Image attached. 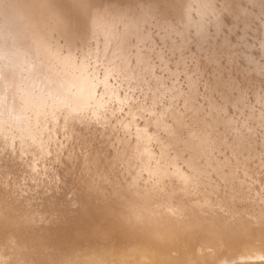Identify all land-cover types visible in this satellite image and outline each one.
I'll use <instances>...</instances> for the list:
<instances>
[{
    "label": "bare ground",
    "instance_id": "6f19581e",
    "mask_svg": "<svg viewBox=\"0 0 264 264\" xmlns=\"http://www.w3.org/2000/svg\"><path fill=\"white\" fill-rule=\"evenodd\" d=\"M50 1L13 0L12 3L9 1L8 4L6 2H0V16L2 18L7 16L6 20L1 18L2 21L0 22V264H99L101 260H105L107 264H264V177L260 175L254 178L245 176L248 170H255L256 165L254 162L246 163L239 159L244 157L245 154L253 153V151H256L260 147V145L254 143V139L264 138V62L260 64L257 61H251L253 57L251 51L250 55L245 53L242 57L241 52L243 51L233 49L237 44L234 40L235 44L233 45L228 40L229 45L217 41L216 44L219 43L217 45L220 47L217 48L220 53L215 52L217 54L210 55H212L211 59H215L216 56L219 59L221 57L223 59L225 58L223 61V63L226 62V66L224 63L223 67L224 71L217 67L219 68L217 73L221 74L222 72L221 78L224 81L222 83L224 88L226 85H229L228 88L222 91V97H217L219 101L223 100L224 102L218 104L219 101H217L218 103L214 104L212 101L215 102V100H211L214 99L212 98L214 95L212 96L209 93L208 96H211V99H205L206 102L202 101L208 104L211 100L210 102L212 103L204 108H201L200 104L196 103L197 101L195 102L197 98H194L195 100L193 98L188 100L187 95L183 96L187 100L185 103H183V99L179 101V103L182 102L184 104L183 108H177L179 103H177L176 107H169L171 103H168L169 105L166 107L163 104H167L174 97L169 95L171 98L169 97L170 99L168 98V100L165 99L167 102L163 100L165 103L160 102L159 104L158 101L161 99V96L164 98L167 97L160 94L163 91L159 93V97L158 89L156 96L159 99L155 102L158 105L154 107L156 111L152 109L148 113L147 107H145L146 105L143 106L138 102V97L140 96L142 98L144 94L148 96L151 91L149 89L153 85L150 87L147 85L148 90L146 87L145 91L146 93L149 91V94L144 93L142 89L144 88L143 82L148 83V81L145 82L143 79L142 84L139 83V85H142L141 87L136 85V81L137 83L139 81L135 78L138 75V70L132 69L134 71V77H131V72L128 71L131 65L129 67L126 62L127 60L123 59L126 54L124 51H121L120 48L122 45L119 44L125 41L122 39L123 37L126 36V40L127 38L129 39L130 36L127 35L128 33H136L137 29H134V27H138L137 23L139 20L137 21L133 15L132 19H130L131 14L125 11L127 8H124V13L126 12L127 14L125 13L123 16L130 15L128 17L130 20L128 21V18L126 21L122 19L124 22L120 20L124 24H121L118 28L114 23L116 22V16L120 15V13L115 16L117 12L116 8L113 12L112 9L108 8L109 5H103L104 10L107 7L110 11L112 10L113 14L112 12H107L109 10L104 11L101 9L103 6L99 4L98 6L100 8L98 9L101 12L98 9H95L94 12H99V15L98 13L97 15L104 16V18L106 17L103 12H106L107 17L112 13L114 17L110 16V18L115 22L108 21L110 18H96L97 15L94 17V15L88 12L87 16L90 14V21L88 20L90 26L87 29L90 30V34L89 31L85 32L86 28L83 32L84 36L81 33L83 28L77 34L76 30L82 25L78 24L79 26L76 30L73 28L76 34L75 36V34L69 33L71 30L68 33L66 32V29H70L68 27H71L69 26L72 24L70 23L71 20L69 19L70 21H67V24H70L66 29L65 21L62 20L65 17L72 18V14L70 15L66 11L69 14L68 16L64 10L66 16L63 15L65 17L63 15H56L58 13L56 9L60 12V9L65 4L63 6L60 5L61 8L59 9L57 2V8L55 9V6L53 7L51 5L53 1ZM59 1L61 2V0ZM70 1L66 3H70ZM138 1L136 0L134 2L141 3L142 5L140 6H143V4L147 7L151 5L154 10H159H156V13L154 12L155 15H157V11L159 13L162 11L158 17L166 18L164 17L166 14L162 9L164 5H160L161 2L159 0V4L155 0ZM189 1L171 0V2L168 1L170 3L168 6L169 8L177 6L179 10L185 3L187 5L184 6L189 7V4L191 6L190 2L194 1L197 4V16L203 20L210 19L211 21L212 19L214 21L218 17L224 21L225 18H234L235 23L231 20V24H227L229 26L227 30L231 31L234 30L235 26L238 28L239 24L256 18L257 21H255L256 23L254 25L257 29L253 31V38H255L257 43L254 48L264 49V0H219V7V4L214 3L216 0ZM62 2L65 3V1ZM128 2V0H125L126 4ZM130 3L127 5L132 4ZM2 4H4V8L2 7L1 9ZM79 6L81 10L82 6ZM79 6L77 13L80 11ZM83 6H85L83 7L84 10H86L85 8L87 6ZM145 6H143V9ZM187 7L186 10L183 9L181 11V15H178L179 17L182 16L181 20L176 16L175 21L177 19L176 22L183 23L181 25L182 30L187 31L188 28L196 32L204 30L199 28L197 22L193 23L192 19L194 18L187 12ZM68 8L70 9V7ZM139 9L141 10V8ZM147 10L143 11L145 12ZM61 11L63 12L62 9ZM120 11H123L122 8ZM69 12L72 11L69 10ZM80 13L84 15V11H80ZM100 13L103 15H100ZM124 13L122 12V14ZM134 13L135 11L132 14ZM138 13L141 14L140 12ZM144 14H142L143 17ZM137 15L136 17L138 18ZM148 15L150 18L151 14ZM174 15L176 14L174 13ZM174 15L169 17L170 19H167L170 21ZM53 16L54 18H51ZM78 16L80 17L82 15L79 14ZM78 16L74 17L78 19ZM160 17H156L155 19L160 20ZM133 18L135 21H133ZM77 19L74 18L73 20L72 18L73 21L71 22H75ZM79 20L81 18L76 22L79 23ZM140 20H143V18ZM159 20H157L158 23L160 22ZM3 21L6 23H2ZM169 21L164 23L165 26L166 24L169 25L172 23ZM88 22L82 23L89 25ZM155 22L153 21L152 23L156 24ZM148 23L145 22L144 24ZM211 24L214 23L211 22ZM159 25H154V28L158 27L162 29V26L159 27ZM7 26H12V29H9ZM61 26H64L63 29H61ZM170 26L173 27V23ZM139 27H142L140 30L143 29V32L144 30L146 32V27H143L142 23ZM4 28L5 30L3 31L2 29ZM96 28L107 32L100 31L101 33L99 34L104 38L102 39L104 43L102 42V44L98 45L97 43H100L101 40L97 36L92 39L93 34L91 33ZM148 30L146 33L150 35L152 32H148ZM157 30L159 32V29ZM157 30L155 32L153 31V33H156ZM222 30H224L222 31L224 34L229 35L224 28ZM188 32L190 33L192 30H188ZM134 33H132L133 36ZM54 34L60 35L59 38L63 36L61 37L63 38L61 40H64L63 43H65L66 39L65 53L61 52V49L64 48L63 50H65V47H60L59 51L58 45L60 43L57 44L58 42L56 43V40L54 42L52 41L51 38H54ZM178 34L179 36L181 35V33ZM213 34L207 33L203 36L199 34L202 37L199 36L200 39L198 38V41L200 40V43L197 42L199 44L208 41L212 43V40L216 39V36L214 37ZM226 34L224 35L225 39L228 38ZM118 35L119 37L124 36L116 39ZM146 35H143V38ZM149 35L147 38H149ZM161 36L165 37V35ZM190 36L192 37V34ZM194 36L196 37V35ZM183 37L186 38V36ZM230 37L229 35V39ZM87 38L93 43H90V40ZM191 39L190 41L192 42L195 38ZM137 40L139 41L140 39ZM156 40H160L161 45V39L157 37ZM178 40H181V36ZM94 41L97 45L96 49L102 48V53L100 51L98 53L97 50H95L97 53L94 52ZM150 41H144L146 42L144 45ZM172 42H174V39ZM55 43L57 44L56 46H54ZM63 43H61V46H64ZM127 43L123 42V44ZM133 43L131 42V44ZM76 44H78L81 50L77 48L78 46L76 47ZM107 44V49H109V45L110 47L114 45L115 48H112L114 51L110 48L111 51L108 50L107 53ZM163 45L165 46L167 44ZM206 45H209V43H206ZM89 46H93V49L91 48L92 50H90ZM117 46H120V48ZM164 46L161 45V47ZM165 47L168 48L167 46ZM183 47L185 48V44ZM76 48L80 50V53L77 52L78 50ZM131 49H129V52H131ZM75 50H77L76 55L82 52L81 59L77 60L76 56L74 58ZM137 50L135 47V51ZM160 50L164 49L161 48ZM142 51L141 53L143 54ZM187 51L192 52L191 49ZM132 52L134 53L133 49ZM184 52L185 54L188 53L186 50ZM158 53L157 56L159 55ZM203 53L205 55L207 52L205 53L203 51ZM27 54H32L33 56L30 55L32 58ZM93 54H101L100 56L98 55L99 58L97 57L100 59L97 61V64H99V61L102 63V55L108 56L107 58H110L109 60H112V63H114L115 59L122 60L121 62L123 63L118 62L121 67L117 68L121 71V73L117 72L120 74V79L123 78L122 81L124 78H128V81L133 78L136 79V81L133 79L136 85L133 88H137L138 86V89L133 90L137 92L141 88L143 94L142 96H136L133 101L137 100L138 105L140 104L142 107H145L146 110H144L148 113L145 117L141 115L143 112L140 110V113L142 112L140 115L145 117L143 125L140 126V124H137L138 126H135L138 122L132 120L136 119L134 116L138 112V110H134L136 111L134 112L133 108H139V106H128L132 101L129 100L130 98H128L130 101L128 104H126L127 101L124 102L123 100L125 99L124 94L126 93L127 95L128 91L123 90L125 93H122V96H118L116 95L117 92H110V89L106 87L104 89L108 95L115 97V99L117 97H123L122 101L125 103L124 105L126 107L128 106V110L130 109L129 111L127 110L128 114L126 113V109H120L126 111H123L124 113L122 112L123 115L126 113L130 118L132 114H129L135 113L133 114L134 118H128L127 121L124 120L125 116L122 114L120 116L117 113L120 116L119 118H124L122 119L124 122L122 120L120 121L122 125H120L119 118L116 119L120 125H118V129L115 127L117 126L116 123L115 126L113 124L114 122L111 123L112 119L115 120L114 115L117 117L116 111H114L115 107L112 108L113 105H105V98L96 92L95 87L97 89L98 87L96 86V80H94V74H92L93 70L87 71V68H91L93 65L91 64L92 62L90 65L88 64V61H92L89 58ZM93 56L95 57L96 55ZM160 56L155 58L159 59ZM106 57L105 59H107ZM185 57L189 58V56ZM261 58L262 60L264 59V52ZM92 59L94 60V58ZM191 59L193 60V58ZM241 60H244L245 63L253 62V65L251 64L252 66L249 65L246 67L244 62L243 65L241 64ZM217 61V65L221 63ZM101 63L99 64L100 66L103 65ZM153 63H155L154 60ZM94 65V71L100 67L97 65V68L96 64ZM135 66L137 68L138 65ZM102 67H105V65ZM114 67H109L107 70L108 73L118 71ZM180 68L183 69L182 67ZM187 69L185 72H187ZM149 71L153 73L154 70ZM157 72H155V75ZM103 73L99 71L100 76ZM103 76L101 77L103 78ZM110 77L109 80L112 79ZM159 77L158 79L160 80L163 78L162 75L161 78ZM181 77L185 79L187 76L183 77L182 75ZM215 77H218L219 80L221 79L219 76ZM167 78L168 76L165 79ZM96 79L98 81L101 80L98 77ZM126 79L123 81L124 83L127 82ZM158 79L157 81L159 82ZM112 80L113 82L118 81L115 78ZM104 81L106 82V80ZM150 81L149 79V83ZM204 82L206 83L208 81ZM159 83H162V81ZM126 85L128 86V83ZM194 85H198V82L197 84L195 82ZM120 86L118 87L120 88ZM162 86H164L163 83ZM122 87L120 93L118 90V94H121ZM128 87L132 88V86ZM158 87L161 86L158 85ZM165 87L162 88L164 89ZM204 87L206 86L199 88L204 90ZM169 88L167 91H169ZM141 90L139 91L141 92ZM172 90L174 93L177 92L176 89ZM217 90H215L216 93H218ZM205 91H207V88ZM205 91L204 93L202 91L204 95L208 92ZM182 92H179L181 95L178 93L181 98L184 93ZM185 92L188 94L186 90ZM215 92L213 90V93ZM132 93L129 92L128 96ZM252 93L258 94L260 106L252 105V103L248 102L247 98ZM133 94L135 95L136 93ZM179 96L175 97L179 98ZM144 98H142L143 101L140 99V102H144ZM152 98L151 100L153 101L154 99ZM149 99H145L147 101L143 104L148 105L149 103L147 102H149ZM122 101L121 105H123ZM152 101L150 102L152 103ZM173 102L171 105L175 106ZM155 104L149 105V109L151 106H155ZM157 106L159 107L158 110ZM118 112L121 113L120 111ZM140 115L136 116L139 117ZM140 117L137 119H140ZM72 139L79 143L80 149L86 153L82 157H79L80 154L76 152L75 154L68 155L65 153V156L61 153L64 143L62 141L67 140L68 142L70 140L69 142H71ZM154 143L158 145L157 151L155 150V155L161 153L165 157L166 163L168 160V162L170 161L179 165L177 168L179 169V171L177 170L178 176L169 174L168 170L162 173L165 171L164 168H160L162 164L160 167H148L147 165L149 169H146L144 167L146 162H137L130 165L123 163L124 160L130 158L126 155L131 153L128 151L131 150L130 146L138 148ZM14 146L17 150L13 148ZM4 151H7V154ZM14 151L23 154L20 158H16L12 154ZM104 153L110 155L111 158L121 164L113 166L115 163H107L104 161L99 163V165L90 167V157L95 159L97 155L102 156ZM47 154L52 157L57 155L61 158L64 157L66 158L64 161L69 163L63 166V171L59 169L60 165L57 163L47 164L44 167L43 163H38L37 160L40 159V155ZM117 155L119 156L118 158ZM74 157L77 158L74 159ZM78 158L81 159L78 160ZM237 159L239 161L236 162V166L225 167L227 163ZM75 162L78 163L77 167L73 166ZM141 171L143 173L140 174ZM206 175L207 177H205ZM141 179H144L146 182L145 190H143V186L141 185Z\"/></svg>",
    "mask_w": 264,
    "mask_h": 264
},
{
    "label": "rangeland",
    "instance_id": "374dc122",
    "mask_svg": "<svg viewBox=\"0 0 264 264\" xmlns=\"http://www.w3.org/2000/svg\"><path fill=\"white\" fill-rule=\"evenodd\" d=\"M8 0H0V2H2V3H4V2H6L7 4L9 3V1H10V3H12V1L13 0H9L8 2H7ZM50 1V0H49ZM53 1V3L55 2V4H53V3H51V5L56 9L57 7V2H58V8L60 9L61 7H60V5L61 6H63V4H65V6H63L61 9L63 10V12H64V10H65V12L67 11L68 13H70V15H71V17L73 18V20H74V18L75 19H77V17H74V16H78L79 14H81L82 16H78L79 18L78 19H80L81 18V20H79V23L78 22H76V21H78V19L75 21V22H71V21H73L72 20V18H67V17H65L66 15H65V12L63 13L62 11H61V9H60V12H61V14H60V12H59V10H57L56 9V11L58 12L56 15L57 16H62L63 14L65 15H63V17H65L64 19H62V20H64L65 21V29L67 28V26L70 24V23H74L75 25H77V26H75L74 24L72 25H69V26H73L72 28L71 27H68V28H70V29H66L67 31V33L69 32L70 34H75L74 33V29L76 30V28L80 25V24H82L80 27H81V29H79L80 27H78V29L76 30V32H77V34H79L78 33V31H80V30H82V28H83V30H82V35L84 34L83 32L85 31V32H87V31H89V34H90V30H88L87 28H89V26H90V23L88 22V20H89V18H90V14H88V16H87V13L89 12V13H91L92 15H94V17H95V15H97V13H98V15H99V12H101L98 8H100V6H98L99 4H101V6H108L109 5V9H112L113 10V12L115 11V8H116V10H117V12H116V14H115V16L117 15V14H119L120 13V15H117L116 17L117 18H115L116 20V22L114 21V20H112V18H110V16L111 17H114V13L112 12V10L110 11L109 9H107V7H106V9L104 10L103 8H104V6L103 7H101V9H103L104 11H107V10H109V11H107V12H112L111 13V15L109 14L108 16L109 17H107V15L105 14L106 12H103V14L105 15V17L106 18H104V16H96V18L97 17H101V18H104V19H108V18H110V20H108V21H113V23H114V25L115 26H117L118 28L121 26V24L123 25L124 23H121V21L120 20H124V21H126V19L130 16H128V15H126L125 17L123 16V15H125V13L128 11L130 14H131V16L129 17L130 19H132V15H133V17L138 21L139 20V24L141 25V23H142V26L143 27H146V32H147V30L149 29V28H151V29H149L148 30V32H152L150 35H149V33L147 34L146 32H145V30H144V32H143V29H141L140 30V28H142V27H139L140 25L137 23V25H138V27L136 28V27H134V29H137L136 30V33H134V32H130L131 34L132 33H134V36H133V34H132V36H131V34H127L128 36H130L129 37V39L127 38V40H126V36L125 37H123L122 35V37H119V35H118V37L116 36V39L117 38H122V39H124L125 41H122V42H120L119 44H121L120 46H121V48H120V46H117L118 48H120L121 49V51H124L125 52V56H124V60H127L126 62H127V64L129 65V67H130V65H131V67L129 68V67H127V68H129L128 69V71L129 72H131V77H134V71L133 70H138V75L137 76H135V78H137L139 81H138V83H137V81H136V79H134L135 81H136V85H139V83L140 84H142L141 82H143L144 80H145V82H147L148 81V83H149V79L151 80L150 81V83L148 84V83H144L143 82V87L145 88H142L143 89V92L144 93H146V87H147V85H148V87H150L151 85H153V87L151 86L150 88L151 89H149L148 87H147V90L149 89V90H151L150 92L149 91H147V93L149 94L148 96H149V98L151 97L152 98V95H153V98L152 99H154L153 101L151 100V98L149 99V98H147L148 96H146L145 94H144V96H142V94H143V92H142V90H141V88H139V90H141V92L138 90L137 92L139 93L138 95H137V92H136V90L134 91L133 89H138V86H137V88H133V86H136L135 84H134V80L133 79H130V81H128L129 79L127 78H124V80L126 79L127 80V82H123L122 81V79H120L121 77H120V74L119 73H117V72H120L121 73V71L119 70V69H117V68H120L121 67V65L118 63V62H121L122 60H117V59H115L114 60V63H112V60L110 61L105 55L103 56H101V58H103V59H105V57L108 59H105V60H107L106 62H104L103 61V59H102V63L99 61L98 63L100 64L101 63V65L103 64V65H105V67H102V66H100L99 64H97V61L98 60H100V59H98L99 58V56L101 55H99V54H93V55H96L95 57L92 55L91 57L92 58H94V60L90 57L89 58V60H92V61H88L89 63V65H90V63L91 64H96V67L98 68V66L97 65H99L100 67L98 68V69H96L97 71L99 70L100 71V73H103V74H101V76H103V78L99 75V71L97 72L96 70L94 71V69H95V65H94V68H93V65L91 66V68L90 67H88L87 68V71L89 72L90 70L92 71V74H94V80H96V86L98 87V89L95 87V89H96V92H97V94H101L104 98H105V100L104 101H106L105 102V105H107V106H112V108H114L113 110L114 111H116L115 113H116V115H117V113L120 115V114H122L123 115V111H125V110H120V109H126V111L128 110L127 109V107L128 106H133V107H135V105H138V102L140 103V104H142L143 106H145V107H147V111H148V113L149 112H151L152 111V109H153V111H154V107H156V105H158L157 103L155 104V102H157L158 100L157 99H159V97H160V94L161 95H163V96H165V97H167V98H164V97H162L161 96V99H162V101H161V99L158 101V103L160 104V102H167V100H168V98L170 97L169 95H172L171 97H174V98H169L170 100V102L168 101L167 102V104L165 103V104H163V105H166V107H168L167 105H169L170 103L172 104V102H173V104L175 105V106H172L171 104V106L169 105V107H176V105H177V103H179V101L181 100V99H183L182 101H183V103H185V101H187L186 100V98L185 97H183V96H186L187 97V99L188 100H190V98L192 99H194V98H197V99H199V100H195V102L196 103H199L200 104V106H201V108H204V107H207V105H209L210 103H218L217 101H219V99L217 98V97H219V98H221L222 97V91H224L226 88H228V86L229 85H226L225 86V88H224V85L222 84L224 81L222 80V72H221V74L220 73H217V70H219V68H221L220 70H222V71H224L223 70V67H224V63H225V66H226V62H224L223 63V61H224V59H223V57H221L220 59L219 58H217V56H216V58L215 59H211V56L214 54H217L218 52H219V50H218V48L217 47H220V46H218L219 45V43H217L216 44V42L217 41H219V42H222V43H224L225 45H229L228 43V41H230V43L233 45V44H235L234 43V41L237 43L236 44V46L233 48V49H238L239 51L241 50V51H243V52H241L242 54V57H243V54H249L250 55V51H251V55L253 56L252 58H251V61H257V63L259 62L260 64H263V63H261V62H264L263 60H262V58H261V55L263 54V52H264V49H259V48H254V47H256V43H257V41L255 40V38H253V31H255L257 28H256V26L254 25L256 22L255 21H257V19L255 18V19H253V20H251V21H248V22H244V23H241V24H239V26H238V28H237V26H235V28H234V30L233 31H231V30H227L228 29V25L227 24H231V20H233V23H235L234 22V18H225L224 19V21H223V19H220V18H214L215 20L213 21L212 19H211V21H210V19H201L200 17H198L197 15V12H196V7H197V4H195L196 2H194V1H192V2H190L191 3V6L192 5H194V6H192V8H190L191 6H190V4L188 5L189 7H187V12L188 13H190L191 14V16H193V18L194 19H192V21H193V23L194 22H197L198 24H199V28L200 29H204V30H202V31H200V32H202V33H200L199 31L198 32H196V31H193V29H190V28H188L187 29V31L186 30H182V27H181V25H183V23L182 24H180V23H178V22H176L177 21V19H176V21H175V18H176V16H178V15H181V11L183 10V9H185L186 10V7L184 6V5H187V3H185L183 6H182V8H180L179 10H178V7L177 6H174V7H170L169 8V2H171V0H159L160 2H161V4L160 5H164V7L162 8L163 10H164V12H165V16L164 17H166V18H161L160 16V20L159 19H157V20H159L160 22L158 23V21L155 19L156 17L157 18H159L158 17V15H160V13L162 12V11H160V13L158 12L159 10L158 9H155L154 10V8L153 7H151V5L150 6H145V4H143V6H145L144 7V9H143V6H140V5H142L141 3H136V2H134V1H136V0H128L129 2L128 3H130V1H131V5H127L126 3H125V0H68V1H70V3H66V2H68L67 0H61V2L59 1V0H51L50 2H52ZM62 1H65V3L64 2H62ZM81 1V2H80ZM94 1H95V3H94ZM101 1H102V3H101ZM112 1V2H111ZM121 1H123L122 3H121ZM169 1V2H168ZM172 1H174V0H172ZM218 1V2H217ZM36 2V1H35ZM73 2H74V4H73ZM98 2V3H97ZM111 2V3H110ZM155 2H157L158 3V0H155ZM62 3V4H61ZM82 3V4H81ZM88 5H87V4ZM109 3V4H108ZM115 3H117V4H115ZM118 3H120V4H123V5H119ZM135 3V4H134ZM214 3H216L217 5L219 4V0H216V2H214ZM72 4V5H71ZM77 4H78V6L79 5H81L82 7H81V10H80V6H79V10L81 11V12H83L84 11V15H83V13H80V11H79V13H77L78 12V6H77ZM154 4H156V3H154ZM154 4H152L154 7H156ZM159 4V3H158ZM66 5H69V6H67L66 7ZM75 5V6H74ZM83 5H86L87 7L85 8L86 10H84V8L83 7H85V6H83ZM91 5H93V6H91ZM115 7H114V6ZM124 5H127V6H125V7H123ZM137 5H139V6H137ZM4 6V4H2V6H1V9H2V7ZM71 6H72V9H71ZM77 6V7H76ZM96 6H98L97 8H96ZM110 6H112V7H110ZM118 6H122V7H119L118 8ZM220 6V4L218 5V7ZM68 7H70V9L68 8ZM74 7V8H73ZM89 7V8H88ZM92 7H93V9H92ZM129 7H131V8H129ZM157 7H158V5H157ZM183 7H185V8H183ZM4 8V7H3ZM83 8V9H82ZM92 9V12H91V9ZM122 8V12L124 13V8H127V10H125L126 12L124 13V14H122V12L120 11V9ZM137 8H138V10H137ZM139 8H141V10L139 9ZM151 8V9H150ZM153 8V9H152ZM170 10H169V9ZM177 8V9H176ZM95 9H98V11L99 12H97V13H95L94 11H95ZM129 9H131L130 11H129ZM134 9H136L137 10V12H136V10H134ZM147 10V9H149V10H147L148 11V13H147V11H143V10ZM167 9H168V14H167ZM176 9V10H175ZM69 10L70 11H72V12H69ZM74 10H76V12H74ZM88 10V11H87ZM119 10V11H118ZM152 10H153V13H152ZM156 10H158L157 11V15H155V13H156ZM191 10V11H190ZM87 11V12H86ZM131 11H132V13L135 11V13L136 14H138L137 16H138V18L136 17V14H135V16H134V14H132L131 13ZM179 13H178V12ZM66 12V14H68ZM138 12H140L141 14H139ZM155 12V13H154ZM163 12V13H164ZM184 12H186V11H184ZM74 13H75V15H74ZM128 13V14H129ZM145 13V14H144ZM147 13V14H146ZM170 13H171V15H170ZM174 13L176 14V15H174ZM178 13V14H177ZM187 13V15H189ZM78 14V15H77ZM102 13H100V15H103ZM122 14V15H121ZM127 14V13H126ZM142 14H144V17H143V15ZM148 14H151L150 16V18H149V15ZM139 15H141V16H139ZM148 17V19H147V17ZM168 15V16H167ZM170 15V16H169ZM172 15H174L172 18H171V20L169 21L168 19H170L169 17H171ZM183 15V14H182ZM56 16V17H57ZM68 16H69V14H68ZM119 16V17H118ZM156 16V17H155ZM190 16V15H189ZM195 16H197V17H195ZM200 16V15H199ZM7 17V16H6ZM6 17L5 18H2L1 16H0V19L2 18V19H5L6 20ZM83 17V18H82ZM155 17V18H154ZM179 17V16H178ZM206 17V16H205ZM51 18H54V16L53 17H51ZM62 18V17H61ZM87 18V19H86ZM125 18V19H124ZM127 19L128 21L130 20V19ZM133 18V19H134ZM141 18H143V20H144V23L145 22H149L150 21V23H148L149 24V26H148V24H144L143 23V20H140ZM146 18V19H145ZM168 18V19H167ZM180 18V20H181V18H182V16H180L179 17ZM207 18V17H206ZM2 19L0 20V22L2 21ZM50 19V18H49ZM71 21H70V20ZM82 19H84V20H82ZM114 19V18H113ZM135 19L133 20V21H135ZM154 19V20H153ZM166 19V20H165ZM229 21H228V20ZM8 20V19H7ZM51 20V19H50ZM53 20V19H52ZM86 20V21H85ZM122 20V22H124ZM147 20V21H146ZM151 20H153L154 22H155V20H156V24H154V23H152L151 22ZM164 20V21H163ZM172 20H174L175 21V23H174V21H172ZM188 20V19H187ZM196 20V21H195ZM226 20H227V22H226ZM67 21L69 22L70 21V23H68L67 24ZM81 21V22H80ZM90 21V20H89ZM107 21V22H108ZM142 21V22H141ZM166 21V22H165ZM172 22L173 23V27H171L170 26V24H172V23H170L169 25L168 24H166V26H165V24L164 23H167V22ZM210 21V22H209ZM254 21V22H253ZM82 22H88L89 23V25H86L85 23L83 24ZM118 22H120V23H118ZM141 22V23H140ZM211 22L212 23H214V24H211ZM2 23H6L5 21H3ZM87 23V24H88ZM152 23V24H151ZM196 23V24H197ZM202 23H204V24H202ZM223 23V24H222ZM226 23V24H225ZM237 23V22H236ZM63 24V25H64ZM79 24V25H78ZM147 25V26H144V25ZM155 26H158L159 24V27L160 26H162V29L161 28H158V27H155L154 28V25ZM164 24V25H163ZM177 24H179L180 25V27H179V25H177ZM195 24V25H196ZM205 24L207 25L206 27H205ZM211 24V25H210ZM218 24H219V26H218ZM86 25V26H85ZM175 25V26H174ZM194 25V26H195ZM213 25V26H212ZM84 26V27H83ZM88 26V27H87ZM150 26H152V27H150ZM164 26V27H163ZM169 27V29H168V27ZM242 26V27H241ZM9 29L11 28L12 29V26H7ZM64 27V26H63ZM63 27L61 26V29H63ZM171 27V28H170ZM205 27V28H204ZM227 27V28H226ZM74 28V29H73ZM86 28V29H85ZM165 28V29H164ZM168 30H167V29ZM180 30H179V29ZM221 28V29H220ZM222 28H224L225 30H226V32L231 36L230 37V39H229V35H227L226 33V35H227V37L228 38H224V32H222V31H224V30H222ZM85 29V30H84ZM139 29V30H138ZM157 30V29H159V32H158V30H157V34L156 33H153V31L154 30ZM3 31L5 30V28L4 29H2ZM97 30H99V32H97ZM155 30V31H156ZM170 30V31H169ZM188 30L190 31V30H192V32H188ZM212 30V31H211ZM100 31H105V30H102V29H98V28H96L93 32H91L92 34H93V36H92V39H93V37L94 38H96V36H97V38H99L100 40H101V42L99 43H97V45L98 44H102V42L104 43V41H102V39H104V38H102L101 36H100V34L99 33H101ZM154 31V32H155ZM161 31V32H160ZM182 31V32H181ZM185 31V32H184ZM210 31H211V33L213 34V36L216 38V39H211L213 42V44L210 42V41H208V42H206L207 44L209 43V45H206V43H202V44H199L200 42V40L198 41V38H199V36L200 35H202L203 34V32H204V34L206 35L207 33H209V34H211L210 33ZM214 31H216V32H214ZM238 31V32H237ZM140 32V33H139ZM170 32V33H169ZM184 32V33H183ZM196 32V33H195ZM218 32V33H217ZM220 32H221V34H220ZM237 32V33H236ZM98 33V34H97ZM104 33H107V32H104ZM116 33V32H115ZM143 33H146V34H143ZM178 33H181V40H178V39H180V36H179V34ZM216 33V34H215ZM234 33V35H232ZM244 33V34H243ZM137 34H139L138 36H139V38H137L138 36H137ZM154 34V35H153ZM178 34V35H177ZM186 34V35H185ZM192 34V37L190 36ZM200 34V35H199ZM203 34V35H204ZM58 36V34H54V38L52 37L51 39H52V41L54 42V40H56V43L57 44H59L58 45V49H59V51H60V47H65V50H63V49H61V52L63 53H65L66 52V39H65V43H63V41L64 40H61V39H63V38H61V37H63V36H61L60 38H59V36L58 37H56V36ZM143 35H146V37H144L143 38ZM148 35H149V38H147L148 37ZM153 35V36H152ZM161 35H165V37L167 36V38H165V37H163V36H161ZM188 35V36H187ZM194 35H196V37L194 36ZM202 35V36H203ZM75 36H76V34H75ZM79 36V35H78ZM84 36V35H83ZM85 36H86V34H85ZM127 36V37H128ZM159 36H160V38H159ZM174 36V38H172V37ZM178 36H179V38H178ZM183 36H186V38H184ZM194 36V37H193ZM202 36H200V37H202ZM217 36H218V38H217ZM222 36V37H221ZM234 36V37H233ZM151 37V38H150ZM155 37V38H154ZM158 37V39H161V45L162 46H164L163 44H167V45H165V46H167L168 48H166L165 46V48L164 47H161V45H160V40H156V38ZM163 37V38H162ZM190 37V38H189ZM220 37H221V39H220ZM59 38V39H58ZM136 39V41H135V39ZM153 38V39H152ZM165 38V39H164ZM176 38H178V39H176ZM193 38H195V39H192ZM213 38V37H212ZM250 39V40H247V39ZM261 38H263L262 36H261ZM60 41H58V40ZM88 40H90L89 38H87ZM118 39V40H119ZM132 39V40H131ZM137 39H140L139 41L137 40ZM143 39H146V40H143ZM153 41H152V40ZM164 39V40H163ZM174 39V42L175 41H177L176 43H174V42H172V40ZM186 39V40H185ZM190 39L192 40V42L190 41ZM200 39V38H199ZM150 41V42H147V44H145L144 45V43H146V42H144V41ZM167 41V43H166V41ZM171 41V42H169V41ZM195 40V41H194ZM228 40V41H227ZM234 40V41H233ZM237 40V41H236ZM246 41V43H245V41ZM106 41V40H105ZM158 41V42H157ZM178 41H180L179 42V44H177L178 43ZM189 41V42H188ZM199 43H198V42ZM247 41H249V42H247ZM252 41V42H251ZM255 41V42H254ZM77 42V41H76ZM123 42L124 43H127V44H123ZM131 42L133 43V44H131ZM164 42V43H163ZM196 42H197V44H196ZM233 42V43H232ZM54 44V46H56L57 44ZM61 43H63L64 44V46H61L62 44ZM90 43H93L91 40H90ZM112 43V42H111ZM114 43V42H113ZM137 43H138V46H137ZM150 43H154L152 46H154L153 48H152V46L150 45ZM173 43V44H172ZM240 43H241V45H240ZM129 44H131V45H129ZM139 44H140V46H139ZM143 44V45H142ZM159 44V46H157ZM175 44V45H174ZM185 44V48L183 47V45ZM230 44V45H231ZM79 45H81V44H79ZM93 45H95V48L93 49V46H89V49L90 50H94V52H95V50H97V52L99 53V51H100V53H102L101 51V49L102 48H97L96 49V43H95V41H94V44ZM127 45H128V47H127ZM134 46V48H133V46ZM169 45V46H168ZM177 45V46H176ZM195 45V46H194ZM203 45V46H202ZM247 45V46H246ZM52 46H53V43H52ZM78 46V44H76V47ZM102 46V45H101ZM114 48H115V46L114 45H112ZM124 46H125V49H127V51H125V49H124ZM151 46V47H150ZM179 46V47H178ZM194 48V50H193V48ZM207 46H208V48H207ZM240 46V47H239ZM103 47V46H102ZM113 47H110V45H109V49H107L108 48V44H107V46H106V51H107V53H108V50H110V48H111V50H112V48ZM135 47H136V50L137 51H135ZM177 47H178V49H177ZM187 47H188V49H191L192 50V52H188L187 50ZM191 47V48H190ZM232 47V46H231ZM78 49H80L81 50V48L78 46L77 47ZM76 48V49H77ZM92 48V49H91ZM133 49V51H134V53H136L137 52V54H135L134 55V53L132 52V49H131V52H129L130 50L129 49ZM161 48H163L164 50H160ZM197 48H199L198 49V51H197ZM201 48V49H200ZM77 49V50H78ZM117 49V48H116ZM174 49V50H173ZM63 50V51H62ZM75 50L74 51V58H75V56H76V58H77V60L78 59H81V54H82V52H81V54H78V53H80V50ZM110 50V51H111ZM143 52V54L141 53V51ZM159 50H160V52H159ZM186 50V52H188L187 54H185V51ZM202 50V51H201ZM218 50V51H217ZM76 51L78 52L77 54L78 55H76ZM112 51H114V50H112ZM139 51H140V54H139ZM147 51V52H146ZM149 51V52H148ZM156 51H157V53L159 54L158 56H160V58L159 59H157L158 58V56H157V53H156ZM203 51L207 54H205L204 55V53H203ZM247 51V52H246ZM253 51V52H252ZM60 52V53H61ZM97 52H95V53H97ZM178 52V53H177ZM180 52H183V53H180ZM195 52V53H194ZM200 54H199V53ZM202 52V53H201ZM215 52H217V53H215ZM255 52V53H254ZM260 52V53H259ZM130 53H132V54H130ZM146 53V54H145ZM180 53V54H179ZM197 53V54H196ZM220 53V52H219ZM150 54V55H149ZM178 54V55H177ZM183 54H185L184 56H182ZM189 54V55H188ZM190 54H192V55H190ZM209 54V55H208ZM210 54H212V55H210ZM29 57H30V55L31 56H33L32 54H27ZM99 55V56H98ZM108 55V54H107ZM122 55H123V52H122ZM129 55V56H128ZM132 55H134V56H132ZM151 55H152V57H151ZM197 55V56H196ZM221 55V54H220ZM80 57V58H78V57ZM126 56H128V57H126ZM132 56V57H131ZM138 56V57H137ZM143 56V57H142ZM146 56V57H145ZM173 56H176V57H173ZM185 56H189V58L188 57H185ZM195 56V57H194ZM222 56V55H221ZM98 57V58H97ZM133 57H134V59H133ZM149 57V58H148ZM155 57H157V58H155ZM161 57H163V58H161ZM171 57V58H170ZM182 57V58H181ZM254 57H256V58H254ZM30 58H32V57H30ZM145 58V59H144ZM155 58V59H154ZM187 58H188V60H189V62H188V60H187ZM191 58H193V60L191 59ZM203 58H205V59H203ZM97 59V60H96ZM164 59V60H163ZM210 59V60H209ZM222 59V60H221ZM241 59V58H240ZM243 59V58H242ZM96 60V61H95ZM146 60V61H145ZM150 60V61H149ZM153 60H154V62L155 63H153ZM156 60V61H155ZM160 60H162L161 62H160ZM166 60H167V62H166ZM183 60H186V61H183ZM191 60V61H190ZM215 60V61H214ZM216 60H218L217 62L218 63H220V64H218L217 65V63H216ZM134 61H137V62H134ZM141 63H139V62ZM148 61V62H147ZM213 61V62H212ZM104 62V63H103ZM136 63L135 65H138L137 66V68H136V66L134 65V63ZM215 62V63H214ZM243 62H244V60H241V64L243 65ZM108 65H107V64ZM111 63V64H110ZM121 63H123V62H121ZM133 63V64H132ZM153 63V64H152ZM160 63V64H159ZM169 63V64H168ZM193 63V64H192ZM197 63V64H196ZM245 63V62H244ZM248 63H250V64H248ZM112 64H114V65H112ZM140 64V65H139ZM159 64V65H158ZM184 64V65H183ZM190 64V65H189ZM213 64H215V65H213ZM253 65V62H246L245 63V65H246V67L247 66H252ZM88 65V66H89ZM118 65V66H117ZM152 67H151V66ZM158 65V66H157ZM170 65H171V67H170ZM174 65V66H173ZM217 65V66H216ZM228 65V64H227ZM114 66H116V67H114ZM156 66V67H155ZM162 66V68H160ZM197 66V67H196ZM103 69H102V68ZM109 67H114V68H116L118 71H116V72H110V73H108V69H109ZM159 67V68H158ZM164 67H165V69H164ZM167 67H170V68H167ZM180 67H182L183 69H181ZM217 67H219V68H217ZM101 68V69H100ZM154 70L153 71V73H154V75H153V73L152 72H150L149 70ZM157 68V69H156ZM188 68V69H187ZM191 68V69H190ZM193 68H195L194 70H195V72H194V70H193ZM207 68V69H206ZM133 69V70H132ZM144 69V70H143ZM148 70V72H147V70ZM187 69V72H185V70ZM102 70H104L103 72H102ZM156 70V71H155ZM189 70H193V71H189ZM204 70V71H203ZM209 70V71H208ZM140 71V72H139ZM158 71V72H157ZM170 71V72H169ZM207 71V72H206ZM216 71V73H214ZM93 72H95V73H97V74H95V73H93ZM106 72V73H105ZM155 72H157L156 73V75H155ZM164 72V73H163ZM181 72H183V73H181ZM228 72H230V71H228ZM91 73V72H90ZM89 73V74H90ZM149 73V74H148ZM152 73V74H151ZM163 73V74H162ZM174 73V74H173ZM215 75H214V74ZM109 74H111V75H109ZM119 74V75H118ZM132 74H133V76H132ZM146 74V75H145ZM179 74V75H178ZM180 74H182L183 75V77H185V76H187V77H185V79L187 80H185L184 78V80L182 79V75H180ZM192 74V76L190 77V75ZM204 74V75H203ZM230 74H232V73H230ZM234 74V73H233ZM99 75V76H98ZM161 75H162V77L163 78H161ZM168 76V78H170V79H165L167 76ZM185 75V76H184ZM200 75V76H199ZM202 75H203V79H202ZM98 77V79L100 78L101 80H97L96 78ZM109 76H111L110 77V79L112 78V79H114L115 78V80H118V81H115L116 82V84H115V82H113V80L111 79V80H109ZM144 78H143V77ZM146 76V77H145ZM148 76V77H147ZM150 76H152V77H150ZM155 76V77H154ZM160 76V77H159ZM178 76H180L179 78H178ZM198 76V77H197ZM215 76H219L221 79L219 80L218 79V77L216 78ZM114 77V78H113ZM117 77V78H116ZM130 77V78H131ZM142 77V78H141ZM158 77L159 78H161V80L160 79H158ZM194 79H193V78ZM119 78V79H118ZM152 78V79H151ZM154 78V79H153ZM175 78V79H174ZM200 78V79H199ZM144 79V80H143ZM157 79L159 80V82H161L162 81V83H163V85L164 86H162V83H159L158 81H157ZM202 79V80H201ZM237 79V78H236ZM235 79V80H236ZM104 80H106V82L104 81ZM121 80V81H120ZM165 80H167V81H165ZM175 80V81H174ZM181 80H183L182 82H181ZM198 80V81H197ZM208 81V82H204V81ZM219 80V81H218ZM98 81V82H97ZM110 81V82H109ZM157 81V82H156ZM176 81H177V83H176ZM200 81V82H199ZM203 81V82H202ZM113 82V83H112ZM118 82V83H117ZM129 82H131V83H129ZM133 82V83H132ZM188 82V84H186ZM195 82H196V84H197V82H198V85H194L195 84ZM220 84H219V83ZM100 85H99V84ZM121 83H123L122 85H123V87H125V88H123L122 87V85L120 86V84ZM128 83V86H132V88H129L126 84ZM156 83H157V85H156ZM191 83V84H190ZM205 84V85H203V84ZM209 83V84H208ZM112 84V85H111ZM133 84V85H132ZM201 86H200V85ZM158 85L159 86H161V87H158ZM118 86H120V88L118 87ZM142 85H139V87H141ZM167 88H166V87ZM197 86H199V87H201L202 88V86H206V87H204L205 89L207 88V91H205V89L203 90V89H200L199 87H197ZM218 86V87H217ZM106 87H108L109 89H110V92H114V93H116V95H123L125 92L124 91H128V93L129 92H133V93H136L135 95L132 93L131 95H132V97H133V95H134V97H133V99H131L132 97H130V96H128V93H127V95H126V93L124 94V98L125 99H123V97H117L116 99H115V97H112V96H110V95H108L106 92H105V89L104 88H106ZM121 87H122V91H121V94H118V90H119V93H120V90H121ZM127 87V88H126ZM162 87H165L164 89L162 88ZM170 87V88H169ZM172 87V88H171ZM209 87V88H208ZM154 90H153V89ZM169 88V91H171V92H169V91H167V89ZM198 90H197V89ZM212 88H213V90H214V92H215V90L216 89H218L217 90V92L219 93H213V90H212ZM230 88H232V86H230ZM126 89H130V90H126ZM156 89V90H155ZM160 91H159V90ZM163 89V90H162ZM171 89V90H170ZM172 89H176V91L178 92H182L183 93V95H182V98H181V96H179L178 95V93L177 92H175L176 93V95H175V93H174V91L172 90ZM115 90H117V91H115ZM124 90V91H123ZM158 90V98H157V91ZM181 90V91H180ZM185 90L188 92V94L185 92ZM234 90V89H233ZM155 93H154V92ZM161 91H163V92H161ZM165 91V92H164ZM198 91V92H197ZM199 91H201V92H199ZM202 91H203V93H204V91L205 92H207V93H205L206 95H204L203 93H202ZM151 92H153V94H151ZM161 92V93H160ZM174 93V96H173V93ZM123 93V94H122ZM146 93V94H147ZM160 93V94H159ZM163 93V94H162ZM167 93V94H166ZM168 93H170V94H168ZM172 93V94H171ZM186 93V94H185ZM199 93V94H198ZM202 95H201V94ZM212 94V96L214 95V97H212V98H214V99H211L210 97L211 96H208V94ZM164 94H166V95H168V96H166V95H164ZM180 94V93H179ZM185 94V95H184ZM104 95H106V96H104ZM139 95H141L142 96V98H144L145 96V98H144V102L146 103V101L147 100H145V99H149L148 101L149 102H147V103H149L148 105L147 104H143L144 102H140V99H141V101H143V99L139 96ZM181 95V94H180ZM198 95V96H197ZM217 95H219V96H217ZM136 96H139L138 98V102H137V98L135 99L136 101H133L134 100V98L136 97ZM155 96H156V99H155ZM175 96H179V98L178 97H175ZM188 96H190L189 98H188ZM127 97V98H126ZM209 97V98H208ZM217 99H216V98ZM128 98H130L129 100L131 101V103H129L130 101L128 100ZM164 98V99H163ZM118 99V100H117ZM122 99L124 100V102H126V104H132V105H129L128 104V106L126 107L124 104L125 103H123V101H122ZM127 99V100H126ZM165 99H167V100H165ZM175 99H176V102H175ZM178 99V100H177ZM185 99V100H184ZM205 99H207V100H209V99H211V100H215V102L214 101H212V102H210L209 101V103L208 104H206L205 102ZM248 102H250V103H252V105H256V106H260V103H259V101H258V99H259V96H258V94H249V96H248ZM110 100V101H109ZM164 100V101H163ZM205 101L204 103H203V101ZM113 101V102H112ZM120 101V102H119ZM121 101H122V103H123V105H121ZM150 101H152V103L150 102ZM136 102H137V104H136ZM202 102V103H201ZM221 102L223 103L224 101L223 100H221V101H219V103L218 104H221ZM225 102H227V101H225ZM114 103V104H113ZM155 104V106H151V107H153V108H151L150 107V109H149V105H152V104ZM169 103V104H168ZM182 102H180L178 105H177V108L179 109L180 107L181 108H183L184 107V104H183ZM90 104H91V102H90ZM90 104H88V105H90ZM134 104V105H133ZM138 105L139 106V108H137V107H135V108H133V111L134 110H138V112H139V114H138V112H137V114L136 115H140L142 112H143V114H141V115H143V116H145L146 117V115L148 114L145 110H146V108L145 107H142V105ZM181 104H183V105H181ZM205 104V105H204ZM87 105V106H88ZM162 105V104H161ZM161 105H160V108H161ZM202 105H204V106H202ZM211 105V104H210ZM224 106H225V103H224ZM229 106V105H228ZM125 107V108H124ZM129 107V108H130ZM140 107H142V109H140ZM163 107H165V106H163ZM162 107V108H163ZM227 107V106H226ZM87 108H89V107H87ZM131 108V109H132ZM158 106H157V110H158ZM228 108V107H227ZM145 109V110H144ZM149 109V110H148ZM130 110V109H129ZM128 110V111H129ZM140 110H142V112L140 113ZM144 110V111H143ZM118 111H120L121 113H119ZM125 111V112H126ZM128 111L126 112L127 114H128ZM132 110H131V112H133ZM136 111H134V112H136ZM155 111H156V109H155ZM123 112V113H122ZM130 113L129 115H131V117L129 118V116L125 113V115H123V116H125L124 118H119L120 116H118L117 115V117L114 115V119L116 120L117 118H119V122L122 120V119H124L125 121H127L128 120V118L129 119H132V117H133V114H135V113ZM128 117H127V116ZM134 116L136 119L137 118H139V117H137V116ZM143 116H141L140 117V119H132L134 122H138V123H136L135 124V126H138L139 124H140V126L141 125H143V123L145 122V117H143ZM113 117V116H112ZM116 117V118H115ZM133 117V118H134ZM127 118V119H126ZM143 119V121H142V119ZM112 119V118H111ZM113 120L112 119V121H111V123H113L114 124V126L117 124V126H115L117 129H118V127L120 126V125H122V123L120 122V125L118 124V120ZM124 120H122V122H124ZM116 123V124H115ZM142 123V124H141ZM138 124V125H137ZM119 125V126H118ZM115 128V129H116ZM114 131H117V130H114ZM255 141H254V143L256 144V145H260V147H258V149L256 150V151H253V153H250V154H245L244 155V157H241V158H239L240 160H243V161H245L246 163H251V162H254L255 163V170H248L246 173H245V176H249V177H251V178H254L255 176H257V175H260L261 177H264V138L262 139V138H259L258 140L257 139H254ZM70 141V140H69ZM67 142V140H64V141H62V142H64L63 143V148L61 149V153L62 154H64V156L67 154H75V152L76 153H79L80 154V156L79 157H82L84 154H86L85 152H83L81 149H80V144L79 143H77V142H75V141H73V139H72V141L71 142ZM65 143H67L66 145H65ZM258 143V144H257ZM158 145L157 144H149V145H146V146H144V147H138V148H134L133 146H130V149L131 150H128V151H130L131 153H128V154H126V155H128L130 158L129 159H126V160H124L123 161V163L124 164H126V165H130V164H132V163H137V162H146L145 163V165H144V167L146 168V169H149L148 167H151V166H155V167H160V165L162 164V167H160V168H164L165 169V171H163L162 173H165L167 170L169 171V174H172L173 176H178L179 174H178V171H179V169H177L178 168V164H176V163H173V162H168V160H167V163H166V159H165V157L161 154V153H157V155H155V150L157 151V147ZM15 150H17L16 148H15V146L13 147ZM6 154H7V151H4ZM66 153V154H65ZM16 158H20L21 156H22V154L23 153H21V152H17V151H14L13 153H12ZM117 154H119V153H117ZM40 157V159L39 160H37L38 161V163L40 162V163H43V166L45 167V165H50L51 163H57V164H59L60 165V167H59V169H61L62 171L64 170V165L66 164H68V163H66V161H64V160H66V158H64V157H59L58 155L57 156H50V155H40L39 156ZM119 156L117 155V158H118ZM69 158V157H68ZM75 158H77V157H74V159ZM85 158V157H84ZM73 159V160H74ZM79 159H81V158H78V160ZM78 160H76V161H78ZM107 162V163H115L113 166H116L117 164L119 165V164H121V163H118V161H116L115 159H113V158H111V156L110 155H108V154H106V153H104L102 156H99V155H97L96 156V158L94 159L93 157H90V167H92V166H95V165H99V163H102V162ZM239 160L237 159V160H234V161H230V163H227L226 164V166L225 167H229V166H236L237 165V163L236 162H238ZM122 163V164H123ZM77 164L78 163H76L75 162V164H73V166H75V167H77ZM261 164V165H260ZM147 165H148V167H147ZM254 165V164H253ZM124 167H126L125 165H123ZM252 166V165H251ZM89 167V168H90ZM127 170V169H126ZM178 170V171H177ZM239 172V171H238ZM141 173H143V171H141L140 172V174ZM211 174H213V173H211ZM219 174V173H218ZM218 174H215V175H218ZM214 176V175H213ZM205 177H207V175L205 176ZM257 177H259V176H257ZM141 185L143 186V190H145V185H146V182H145V180L144 179H141ZM140 185V186H141ZM141 186V187H142ZM147 189V188H146ZM149 190V189H148ZM104 263H106L107 264V262L105 261V260H101V263H99V264H104Z\"/></svg>",
    "mask_w": 264,
    "mask_h": 264
}]
</instances>
